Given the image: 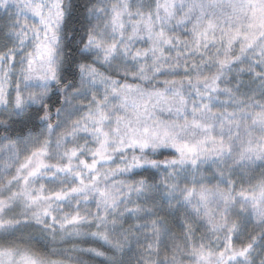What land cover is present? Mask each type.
<instances>
[{"label": "clouds", "instance_id": "9594fccd", "mask_svg": "<svg viewBox=\"0 0 264 264\" xmlns=\"http://www.w3.org/2000/svg\"><path fill=\"white\" fill-rule=\"evenodd\" d=\"M0 264H264V0H0Z\"/></svg>", "mask_w": 264, "mask_h": 264}]
</instances>
